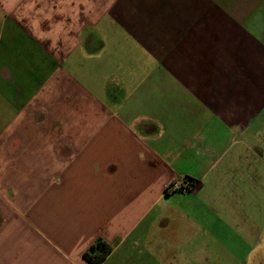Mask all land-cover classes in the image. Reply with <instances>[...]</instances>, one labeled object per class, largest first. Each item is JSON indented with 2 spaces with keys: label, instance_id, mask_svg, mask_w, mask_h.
Here are the masks:
<instances>
[{
  "label": "crops",
  "instance_id": "obj_1",
  "mask_svg": "<svg viewBox=\"0 0 264 264\" xmlns=\"http://www.w3.org/2000/svg\"><path fill=\"white\" fill-rule=\"evenodd\" d=\"M232 181L264 189V0H0V264H207L187 197Z\"/></svg>",
  "mask_w": 264,
  "mask_h": 264
},
{
  "label": "rangeland",
  "instance_id": "obj_2",
  "mask_svg": "<svg viewBox=\"0 0 264 264\" xmlns=\"http://www.w3.org/2000/svg\"><path fill=\"white\" fill-rule=\"evenodd\" d=\"M212 185L206 182L196 194L188 195L186 205L197 224L188 223L187 232L194 228L201 230L203 245L210 248L212 236L217 235L213 231H218L219 252L214 262L209 260L207 264H264V189L253 182L250 186L234 181ZM245 245L250 247L247 254ZM226 249L230 252H225ZM237 250L243 251L232 252Z\"/></svg>",
  "mask_w": 264,
  "mask_h": 264
},
{
  "label": "trees",
  "instance_id": "obj_3",
  "mask_svg": "<svg viewBox=\"0 0 264 264\" xmlns=\"http://www.w3.org/2000/svg\"><path fill=\"white\" fill-rule=\"evenodd\" d=\"M183 180H190L192 182L194 181L188 177L184 178ZM110 250V244L100 238H96L83 252V257L89 264H100V262L106 257Z\"/></svg>",
  "mask_w": 264,
  "mask_h": 264
},
{
  "label": "built area",
  "instance_id": "obj_4",
  "mask_svg": "<svg viewBox=\"0 0 264 264\" xmlns=\"http://www.w3.org/2000/svg\"><path fill=\"white\" fill-rule=\"evenodd\" d=\"M193 182L190 180H182L181 183L178 184H172L170 188L172 189H181V190H188L192 187Z\"/></svg>",
  "mask_w": 264,
  "mask_h": 264
}]
</instances>
